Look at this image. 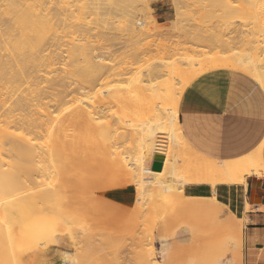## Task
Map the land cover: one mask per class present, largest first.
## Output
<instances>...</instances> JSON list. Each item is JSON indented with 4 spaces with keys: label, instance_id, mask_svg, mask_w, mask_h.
Here are the masks:
<instances>
[{
    "label": "bare ground",
    "instance_id": "1",
    "mask_svg": "<svg viewBox=\"0 0 264 264\" xmlns=\"http://www.w3.org/2000/svg\"><path fill=\"white\" fill-rule=\"evenodd\" d=\"M102 1L106 3L105 10H102ZM133 1L0 0V63L4 72V74H0V77L2 76L0 80V236L5 234L8 238L11 237L10 239L14 237L20 239L22 236L21 241L25 242L35 237H51V233L54 234L57 230L67 226L73 233L72 239L75 245L80 242V239L86 241L87 238L92 239L94 235L96 236V234L93 236L88 234L83 223L87 218L89 208L93 206L91 195L100 191H108L107 185L111 182V178L105 179L100 173L101 163L97 156L101 147L105 148L110 157L114 156L110 158L113 178L118 180L122 189L135 187L136 194H138L137 201H140L142 194L147 190L150 192L159 190L160 195L165 194L163 201L166 200L168 194L169 203L174 202V199L180 201L190 196L185 193L186 186L210 185L214 188L218 185H226L239 189L242 186L248 187V177H255L256 179L264 177V149L262 150L260 146L259 149L242 159L229 162L217 161L198 153L189 145L183 136L179 122V110L186 90L209 73L226 70L239 72L254 79L264 90V19L261 23L259 21L261 15L257 12L250 13L251 16L253 14L255 17V29L260 34V37L256 39H247V36L243 35L245 32L247 34V30L237 29L241 34L243 32L242 36L244 37L240 34L239 36L242 37L241 41L246 47L241 52L229 48L231 53L228 54L223 53L224 51L209 54L207 50L203 51L207 46L200 47L201 45L197 42L207 41V36L211 33L203 36L204 32V34L208 33L205 29L203 32L202 29L197 31L202 32V34L195 32V35L193 34L194 30L192 34L188 31L190 37L188 36L187 40H189L190 47L188 46L187 50L191 53L190 55L187 53L180 54L182 56L173 62L166 61L164 56L162 59L160 58V63L157 61L158 64L156 63L155 67L152 66L153 68L145 73H136L131 80L132 86L130 88L122 89L116 83L120 82L129 72H134V62L127 61L128 63L122 65H112V61L109 62L106 56L111 57V54L115 53L111 48L113 45L107 50L105 47L102 49L93 42V39H90V34L87 37L86 34L87 32L92 33V30L89 32V19L94 16L98 19V23L93 20V28L101 23L95 27L94 32L122 29L121 32L127 36L128 40H126L131 43V47H136L139 37L149 35L154 29L150 25L156 20L151 14L148 17L143 15L144 19L138 16L136 18L132 8L134 2V6H136L137 0ZM194 1L197 2V0ZM206 1L204 0L203 3L206 2L207 7L218 8L226 16H233L237 13L235 10L238 9L231 4L233 0H228L226 3H223V0L222 3L212 0ZM259 1L255 0L253 3L256 8L260 3ZM236 2H240L239 9L243 16L242 19L246 21L242 23V27H246L247 0H236ZM236 5L239 4L236 3ZM135 9L137 10V8ZM138 11L140 12L139 9ZM180 12L179 9L175 12L174 23L178 20L176 18ZM181 13L183 14V12ZM117 14L122 16L124 14L127 17L121 29L119 28L121 26L116 27L117 25L108 19ZM233 24L229 23L225 28L230 25L232 27ZM239 26L241 27V25ZM217 34L219 35V33ZM224 38L216 37L219 40ZM123 40L126 41L124 38ZM186 42L184 41V43ZM216 42L220 41L217 40ZM216 42L214 41V43ZM111 43L114 44L113 41ZM129 44L127 45L130 46ZM181 44L179 41L177 44L172 43L171 46H167V51H180L178 47ZM218 44L225 43L220 42ZM226 44L229 45V43ZM235 46L237 47V42ZM150 47L152 45L147 44L146 50H149ZM159 47H162V44ZM164 48L166 47L164 46ZM164 48L163 50H165ZM134 49L138 50V48ZM131 56H136V53L133 52ZM62 66L65 67V76L58 73ZM164 77H167L163 79L164 81L156 83L157 79ZM46 82L50 83L49 87L43 88L42 85ZM100 88L101 90L98 91L97 89ZM135 90L139 91V95L132 96V92ZM94 91H98V93L95 94ZM123 104L133 109L147 108L151 120L143 121L140 125L134 120L125 123L124 118L118 113L119 107ZM115 108H117L116 113L110 114L112 111L114 113ZM109 116L110 118L112 116L113 122L108 124L101 122L104 119V122L107 121V117L110 119ZM21 129L26 133L17 134L15 132ZM122 129L126 132H120ZM39 136L47 138L45 145L37 144L36 138ZM120 140L130 141V149H136V152L133 151L136 156L130 157L131 155L128 156L129 153L126 156L125 153L119 151L118 142ZM131 154L133 155V153ZM156 155L163 156L165 159L162 172H154L151 168L153 158ZM148 158H151L149 163H147ZM182 174L189 176V178L187 177L188 181H185ZM155 191H152L153 196ZM174 195L175 197H172ZM147 196L149 195L147 194ZM159 197L156 198L157 201ZM168 198L174 199L169 201ZM213 198L218 201L216 196ZM157 201L156 203H159ZM133 202H136V198ZM104 203L97 200V206L101 207L103 214L107 213L103 206ZM144 203L146 204L147 201ZM149 203L151 202L149 201ZM140 204L142 205V203ZM162 206L165 207V205ZM246 206L247 211L250 210L249 204ZM164 207L163 209H166ZM143 208L147 210L145 207ZM152 209L153 207L150 211ZM69 210L81 212V217H70L68 215ZM112 210H116L118 216L122 211V206L114 204ZM135 211L134 214H136ZM150 211L149 215H152ZM235 216L239 219L236 214ZM134 217L136 218V216ZM141 218L137 217L139 224ZM148 218L151 221L152 217L149 216ZM156 220L154 223L152 222L153 225ZM150 221H148L149 224H151ZM239 221L243 225V221L241 219ZM81 224L83 225L79 227ZM27 227H31V230L24 232L23 229ZM17 229H19L18 232ZM150 230L153 229L149 227L144 231L146 234H152L149 232ZM109 234L113 233L110 231ZM104 236L107 239L105 233ZM104 236L100 237L97 234L94 238L95 243L97 244L96 241L99 239L100 241L105 239ZM98 237L100 238L98 239ZM51 238L53 239V237ZM91 239L89 241L94 243ZM127 239L129 240L128 237ZM53 240L54 246L62 243L60 237ZM143 240L145 241V238ZM149 240L151 243L152 240ZM133 242L135 241L133 240ZM26 243L28 247L22 249L21 252L34 253L38 244L35 242ZM82 244L84 245V242ZM86 245L87 243H85ZM94 245H92L93 249L96 248ZM131 245L130 243L129 247ZM86 247L91 248L89 245ZM233 247H235L234 240L226 238L223 242V248L227 250ZM45 248H50L48 241ZM149 248L145 247L139 252L144 264H163V261L168 257L171 258L173 253L179 252L165 251L162 260H154L156 257L155 250L152 246ZM107 249H110V245ZM86 250L85 253L88 252L90 255V251ZM78 252H81V249ZM85 253L83 255L87 256ZM109 254L107 259H110L111 253ZM135 254L137 253L135 252ZM77 255L79 259L84 257L82 254L79 256V253ZM92 255L89 261L85 259L86 257L84 261L91 262ZM122 255L120 254L121 258L125 256ZM112 256L114 258L117 255ZM133 258L135 259V257ZM138 258L140 259V257ZM79 259L78 264H82L81 259ZM122 259L120 260L123 261L125 257ZM115 260L119 261V256L114 258V264L118 262ZM127 261L129 263L130 259H126L124 264H127ZM85 262L83 263L85 264ZM87 262L86 264H88ZM143 262L141 263L143 264ZM60 264L74 263L66 253ZM215 264L235 263L226 255L225 251Z\"/></svg>",
    "mask_w": 264,
    "mask_h": 264
},
{
    "label": "rangeland",
    "instance_id": "2",
    "mask_svg": "<svg viewBox=\"0 0 264 264\" xmlns=\"http://www.w3.org/2000/svg\"><path fill=\"white\" fill-rule=\"evenodd\" d=\"M185 1H187V2H185ZM193 1L194 0H192V1H190V0H183V1L182 0H145V1L144 0H137L136 6H134L135 5V2H134L133 8H132L134 11L132 9L131 10L133 11V13L135 12L136 18L141 17L144 19V17H148L149 14H151L152 17L155 18V20H156V22H152L151 23L152 25H150V26H153V28H154L151 31V33L149 35H145L142 37L140 36L139 42L136 45V47L133 46L134 48H138L137 51L131 47L132 46L131 43L129 41H127L128 40L127 36H125L121 32V30H122L121 28L125 24L123 22H125L127 19V17H125L124 14L122 16V15H120L121 14L120 13V14L112 16L111 18L110 17L108 18L109 20H111V22H114V24L117 25L116 27L121 26V27H119L121 30H119V31H117L115 29L113 31L108 30L109 33H108V31L106 32V30H105V32H104V30L102 32H100V31H97V33H96V31L94 32V30H96L95 27L97 25H100L101 23L97 24L93 28V20L95 22V20L97 21L98 19H96L94 16H91L90 19L88 18L89 23H90V31L89 32H91V30H92V33L87 32L86 37L90 34L89 35V37H91L90 39L91 40L93 39V42L95 44H98V47H101L102 49H104V47H105V49L107 50V48H110L113 45L111 48L114 50L115 53L113 55L111 54V57L108 55L106 56V58L109 60V62L112 61V65H117V64L122 65V64L126 63L127 61L128 62L133 61L135 64L134 72L131 71V72H129V74H126L127 76L125 75L123 77V79H121L120 82L118 81L116 83L117 86H119L122 89L130 88L132 86L130 84L131 80L135 76L136 73H138V72L145 73L150 68L155 67L158 64L157 61H159V63H160V61H161L160 58L162 59L164 56H165L164 59H166V61L170 60L169 62H173L175 59L179 58L183 54L187 53L190 55L191 53L189 52V50H187L188 46L190 47V45H189L190 43L188 42L189 40H187V39L189 36L188 34L189 33L192 34L193 30H194L193 34L195 32L200 33L197 31H201V29H202V32L206 30V32H208V33L204 34L205 33L204 32L203 36H207L208 34L211 33L210 35L207 36V38H208L207 41L197 42L198 44L201 45L200 47L207 46V47H205L206 49L203 51L207 50V52H209V54H211V53L213 54L215 52H223V51H224L223 53L228 54V53H231L230 50H232V49H233V51L236 50L238 52H241V51H244V49L246 48L244 46V42L241 41L242 37L247 36V39H250V38L256 39V38L260 37L259 36L260 34L258 32H256L257 30L255 29V21H256L255 17H253V14L251 16L250 13L251 12L252 13L257 12L259 15H261V16H259L260 17L259 21L262 23V20L264 19L263 18L264 16H262V14H264V0L259 1L260 3H258V4L260 6L257 4L258 5L257 8L253 4L255 2V0H247V26L246 27L244 25H243L244 27H242V23H245L246 21L242 19L243 16H242V13L239 9L240 8V2H236V0H233V2L231 1V4L236 9H238L239 11L235 10V13L236 12L237 13H236V15L234 14L233 16L224 15V13L218 8L207 7L206 2H209V1L205 0L206 2H204V3H203L204 0H201L202 3L200 0H197V2L196 1L193 2ZM212 1L222 3V0H212ZM227 1L228 0H223V3H226ZM234 2H236L239 5L237 6L236 3L234 5ZM105 4L106 3L103 2V5H102L103 9L102 10H105V8H106ZM258 7L259 8L261 7V8L259 9ZM135 8H137V10ZM138 9L140 10V12L138 11ZM177 9H179V11L183 12V14L180 12L179 16H177V18H176L178 20H176L174 23L175 12L177 11ZM136 12L139 15H136L137 14ZM143 15H144V17H142ZM97 23H98V21H97ZM229 23H234V24L232 27L230 25L227 28H225L226 25H228ZM94 24H96V23H94ZM263 24H264V22H263ZM239 25H241V27ZM155 28L156 29L160 28V29L156 30ZM211 29H213V30H211ZM237 29H239V30L241 29V30H245V31L247 30V34L244 31L245 34H243V32H242V34L244 35V36H242V34L240 32H238ZM188 31H189V33H188ZM93 32H94V34H93ZM183 32H184V34H183ZM202 32L200 34H202ZM213 33H214V35H213ZM217 33H219V35ZM99 34H101V35H99ZM239 34L242 37H240ZM212 35H213V37H212ZM236 36H237V39H236ZM238 36H239V38H241L240 40H239ZM216 37L219 39L225 37L224 38L225 40L224 39L219 40V39H216ZM123 38L125 40L127 39L126 40L127 42L124 41ZM212 39H214V40H212ZM230 39L236 40V41H234L235 43L233 41H231ZM118 40H119V44H118ZM121 40H122V42H121ZM186 40L188 43L186 42ZM217 40L225 43V44H220L221 46L222 45H224V46L221 47L218 44L220 42H216ZM99 41H100V43H99ZM112 41L114 44L111 43ZM123 41H124V44H123ZM178 41L182 43L181 46L178 47L182 53L179 50L176 52H172V51L168 52L167 46L168 45L171 46L172 43L177 44ZM184 41L186 43H184ZM214 41L216 43H214ZM227 41H229V42H227ZM125 42L127 44L130 43L129 44L130 46H128ZM236 42H237V47L235 46ZM204 43H206V44H204ZM226 43H229V45ZM147 44L152 45V47H150L149 50H146ZM161 44H162V47H159V45L161 46ZM212 44H213V46H212ZM164 46L166 48H164ZM225 46H228V47H225ZM229 46H231V47H229ZM163 48L165 50H163ZM229 48H231V49L229 50ZM132 49H133V51H132ZM184 49H186V50H184ZM247 51H248V49H247ZM133 52L136 53V56H131V54ZM166 52H168V53H166ZM176 53H177V55H176ZM180 54H182V55H180ZM64 55L66 56V54H64ZM63 59H64V57H63ZM65 59H66V57H65ZM1 70L2 69H1V63H0V74L2 75V74H4V72H3V70L2 71ZM64 71H65V67L62 66L61 68H59L58 73L61 74L62 76H65ZM1 77H0V80H1ZM166 78L167 77L157 79L156 83H159V81L162 82V81H164L163 79H166ZM46 83H43V85H42L43 88H46L47 86L49 87L50 83H48V82H46ZM97 90L99 91V90H101V88L97 89ZM98 91H94L95 94H96V92L98 93ZM133 95H139V91L135 90L134 92H132V96ZM116 109L117 108L114 109V113L112 111L110 114L114 115L116 113ZM118 113L124 118L125 123H127V121H129V120H134L137 124L140 125L143 121L151 120V115H150L148 109L145 107L133 109V108L123 104L119 107ZM109 118H110V116H109ZM111 118H112V116H111ZM111 118L108 119V117H107L106 118L107 121L104 122V120H105L104 119L103 121L101 120V122L104 124H108L109 122H113V119H111ZM15 132L17 134L18 133L19 134H21V133L25 134L26 133L22 129L17 130ZM120 132H126V130L122 129ZM46 139L47 138H45L43 136L37 137L36 138L37 144L45 145ZM126 141H128V140H126ZM126 141L120 140L118 142L119 151L125 153L126 156L128 155V153H129L128 156L131 155L130 157H134V155L136 156V153L134 154V152H133L136 149L135 148L134 149L132 148L133 150L130 149L131 142L130 141L126 142ZM130 152L133 153V155ZM97 157L101 163V167H100L101 175L105 179L111 178V180H110L111 182L107 185V188H109L108 191H100V192H97V193L91 195V199L93 200V206H91L89 208V210L87 212V218L83 224H84L86 232L88 234H91L92 236L94 234H96V236H97V234H98V236L103 237L104 233H105V235H107V239H106V236H104V237L107 241L104 238L100 241V239H99L100 237H98L99 240L96 239L97 240L96 242H98L97 244L101 243L102 245L101 244H100L101 246L97 245L94 241V238L96 237L94 235L95 237L93 236L92 239L89 237L86 239V241H83L80 239V242L81 241H82V243L84 242V245L80 242H79L80 246H78L79 243H77L75 245L73 242V239H72L73 233L70 231L69 226H67V227L62 228L61 230H57L56 232H54V234L51 233V237H53V239L56 237H60L61 242H62L61 245H55V246L53 245L49 249H46L45 244L48 241V239H45V240L41 239V241L39 242L40 244H39L37 250L34 253L27 255L25 251H24V253L21 252V250L26 247V243H23V241H20V239H18L17 237L10 239L11 237L8 238L5 234H3L4 236L3 235L0 236V264H7V263L8 264H35L36 263L35 255H34L35 253L47 252L50 250L60 253L63 258H65V254L67 253L69 258L71 260H73L74 264H78L79 258H78L77 254L79 253V256H80V254L83 255L85 253L86 249H88L86 251H90L91 254L89 255L88 252L85 253V255H87L88 258H87V256H84V255H83L84 257L81 256L82 259L81 258L80 259L82 261V264H84L83 262H85L84 261L85 259H87L89 261L90 256L92 254L93 255L91 257L92 258L91 262L93 264H96V263L97 264H100V263H102V264H110V263L114 264V258L116 259V258H118V256H119V261L117 260L118 261L117 262L115 260L117 262L116 264H118V263L124 264L126 259L127 260L130 259L129 263H128V261L126 262L127 264H131L132 261H133V264H142L141 262H143V261L141 260V256H140L139 252L141 249H144L145 247L148 249L151 246L155 250V253H156V257L154 260H162L164 252L167 249V247H170L174 250H178V249L180 250L179 251L180 253L179 252H177V254L173 253L171 258L168 257L166 260H164L163 264H215L216 260L221 255H223V253L219 250V247H220V245L223 244L224 238L228 235L229 227H225L223 222L218 217L206 215V214H204V215L203 214H192V213L186 212L184 210H181L182 206L188 204L189 202H191L193 200H199V201H203V202L215 203L220 207V209L225 214L235 215V213L232 212L228 206H226L224 203H222L221 200L215 201L213 198L214 196L210 197V198L188 196V197H186V199L184 198L180 201H175L174 198H170L171 200L174 199V202H172L168 198L169 201H171V202H169L170 203V205H169L168 200H167L168 194L166 195V200L163 201L162 199L165 198V196H163V195H165V194L160 195L161 192L159 193L158 192L159 190H156V191L152 190V191H155L154 196L157 195L156 197H154L152 191L150 192V190H147L148 192L146 191L145 192L146 194L145 193L142 194V196L145 197L144 201H143L142 196H141L140 201H137L138 200L137 199L138 194H136L137 191H136L135 187L128 188V189H122V186L118 182V180L115 177L113 178V172H112V166L110 163V158H113L114 156L110 157L109 154L107 153V151L105 150V148L101 147L99 149V153H98ZM150 161H151V158H148L147 163H149ZM153 162H154V158H153V161L151 164V168H152ZM182 176L185 177V181H188V178H189L188 175L186 176V174L185 175L182 174ZM254 178L255 177H251V178L247 179V184L249 183L250 189L252 187V180ZM257 180L264 182V177H262L261 179H257ZM188 187H190V186L185 187V193L187 195L190 192L187 189ZM242 187L239 188L238 195L241 194ZM147 194L149 196H147ZM159 195H160V197H159ZM157 197H159L158 199L159 200L161 199V200L157 201V199H156ZM172 197H175V195ZM135 198H136V202H133V201H135ZM139 198H140V196H139ZM97 200L105 202L103 204V206H104V209L107 211V213H105L106 215L103 214L102 210L100 209L101 207L97 206ZM152 200H154L153 203H152ZM146 201H147V203L145 204L144 202H146ZM149 201L151 203H149ZM156 201L159 203H156ZM138 202L142 203V205ZM114 204H119L120 206H122V211H121V213H119L118 216H117L116 210H114V211L112 210L114 208ZM138 204H140V205H138ZM143 204H144V206H143ZM159 205H161V206H159ZM162 205H165V207ZM143 207H145V209H147V210H144ZM151 207H153V209L156 208L154 210V212H153V209L150 211ZM163 207L166 209H163ZM139 208L141 210H144V211H141V210L139 211ZM248 208H249V206H248ZM161 209L164 211L162 212ZM134 211L136 214H134ZM149 211H150V213L152 212L151 213L152 215H149ZM142 212H144V213H142ZM156 212H157V214H155ZM141 214H143V215L139 216ZM68 215L72 218H78L79 216L81 217V212L76 211V210H69ZM148 215L150 217H152L151 221H150V218H148L149 217ZM156 215H158V216H156ZM133 216H136V218L135 217L133 218ZM137 217L138 218L142 217L140 219V224L138 223ZM155 220H156V223L153 225L152 222L154 223ZM136 221H137V223H136ZM148 221H150L151 224H149ZM83 224L79 225V227H81ZM147 227L148 228L150 227V229H153L152 231L151 230L149 231V232H152V234H150V233L146 234L145 233L146 229H148ZM142 228H143V230H142ZM18 231H19V229H17V232ZM110 231L113 234H109ZM107 233L109 234V237L111 236L110 239H109ZM144 233H145L146 237H143V236H145ZM101 235H103V236H101ZM139 235H142V236L140 237ZM151 235H152V238H151ZM127 237L129 238L130 243L132 244L130 247H129L130 243H128L129 240L127 239ZM142 237L145 238L146 242L143 240ZM181 237L187 239L188 241L187 242L179 241ZM139 238H141V239H139ZM90 239L93 240L94 243H91L92 241H89ZM149 239L152 240L151 243H150ZM133 240L135 242H133ZM110 241H111V243H110ZM103 242H105V243H103ZM143 242H144V244L149 243L152 245L149 246V244H148V247H147V244H145V246H144ZM85 243H87V245H89V247L91 246V248L89 249L88 247H86L87 245L85 246ZM93 244H95L94 247H96L94 249L92 246ZM103 244L104 245L106 244V246H104ZM111 244H112V246H111ZM140 244H143V245L141 246ZM109 245H110V249H107L109 247ZM83 246H85L86 248ZM102 246H104V247H102ZM133 246H135V247H133ZM138 247H140V248H138ZM118 248H120V249H118ZM134 248H135V250H134ZM75 249H76V251H75ZM78 249L79 250L81 249L82 253L78 252L79 251ZM82 249L84 250V253H83ZM102 249L104 251H101ZM105 250H106V252H105ZM231 250L232 249H227L228 255L230 254ZM96 251L97 252L99 251L98 254ZM127 251H128V253H126ZM108 252L111 253V256L114 254H116L117 256H115L114 258H113V256L112 257L110 256V259H107V258H109V255H110ZM129 252H132V253L130 254ZM135 252L137 254H135ZM227 252H226V255H227ZM122 253H123V255H122ZM74 254L77 255L76 256V258H78L77 260H76V258H74V256H75ZM120 254L122 256L125 255L124 256L125 259H124V257H122L124 260L120 257ZM95 257H96V259H95ZM133 257H135V259ZM138 257H140V259ZM136 258H137V261H136ZM120 259H122L123 261H121ZM87 260H86V262H87ZM102 261H105V262H102ZM86 262H85V264H86ZM91 262H89V263L87 262V263L92 264ZM143 264H144V262H143ZM237 264H241V261L237 260Z\"/></svg>",
    "mask_w": 264,
    "mask_h": 264
},
{
    "label": "crops",
    "instance_id": "3",
    "mask_svg": "<svg viewBox=\"0 0 264 264\" xmlns=\"http://www.w3.org/2000/svg\"><path fill=\"white\" fill-rule=\"evenodd\" d=\"M179 122L184 138L198 153L217 161L242 159L260 147L264 149V90L254 79L239 72L209 73L186 90L179 110ZM187 189L190 191L188 195L193 197L216 196L243 221L242 225L235 215L225 214L212 202L193 200L182 206L181 210L192 214L218 217L225 227H229L224 240L232 238L235 247L228 248L232 249L228 255L222 244L219 247L222 253L226 251L235 264L237 260L241 264H264L263 194H256L255 198L262 200L261 204H256L250 201L249 183L248 187H242L240 195L239 189L226 185L214 188L193 185ZM23 230L29 232L31 227ZM41 239H48L50 247L54 245L49 236L30 238L23 243L35 242L39 246ZM179 241L188 240L181 237ZM165 251L180 250L167 247ZM34 255L35 264H60L63 258L60 253L51 250Z\"/></svg>",
    "mask_w": 264,
    "mask_h": 264
},
{
    "label": "water",
    "instance_id": "4",
    "mask_svg": "<svg viewBox=\"0 0 264 264\" xmlns=\"http://www.w3.org/2000/svg\"><path fill=\"white\" fill-rule=\"evenodd\" d=\"M164 157L160 155H156L154 157V162L152 165V170L154 172H162L163 167H164ZM263 183L260 180L253 179L252 180V188H251V196H250V201L251 203H256V204H261L262 200L260 198H255L257 193H261L264 195V190L262 189ZM256 187V190H255Z\"/></svg>",
    "mask_w": 264,
    "mask_h": 264
}]
</instances>
